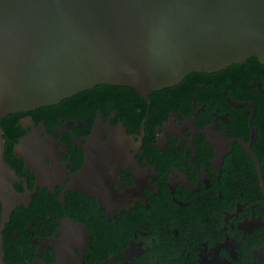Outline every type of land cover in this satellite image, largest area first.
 Listing matches in <instances>:
<instances>
[{
	"label": "flooded vegetation",
	"instance_id": "af4514ba",
	"mask_svg": "<svg viewBox=\"0 0 264 264\" xmlns=\"http://www.w3.org/2000/svg\"><path fill=\"white\" fill-rule=\"evenodd\" d=\"M157 90L97 106L94 138L82 116H18L0 264H264V62ZM89 154L90 193L71 188Z\"/></svg>",
	"mask_w": 264,
	"mask_h": 264
},
{
	"label": "water",
	"instance_id": "95a60500",
	"mask_svg": "<svg viewBox=\"0 0 264 264\" xmlns=\"http://www.w3.org/2000/svg\"><path fill=\"white\" fill-rule=\"evenodd\" d=\"M249 57L264 62V0H0V119L98 84L146 97ZM101 127L111 126L95 118L92 138ZM28 143L21 137L15 152ZM3 150L0 126V230L18 178ZM94 165L89 154L72 189L90 193Z\"/></svg>",
	"mask_w": 264,
	"mask_h": 264
},
{
	"label": "trees",
	"instance_id": "16d2710c",
	"mask_svg": "<svg viewBox=\"0 0 264 264\" xmlns=\"http://www.w3.org/2000/svg\"><path fill=\"white\" fill-rule=\"evenodd\" d=\"M258 62L256 57H249L244 61L238 63H232L226 67L221 68L220 70L214 71L222 72L225 69L230 68L236 64H243L249 63V66H254ZM208 72H190L186 77L189 76H202ZM184 79V78H183ZM167 88H165L166 90ZM155 94L162 91V90H154ZM153 91V92H154ZM124 95H129L132 97H141L139 93H137L132 87L130 86H123V85H111V84H98L93 86L92 88L85 89L80 91L72 96L66 97L60 100L57 103L46 105V106H39L35 110H29L26 112L36 111V110H45L50 109L55 115H78L82 116L83 118H87L88 125H91L92 116L96 110V107H101L104 110V106L107 104L108 101L114 98H121ZM90 112V115H89ZM25 113L24 111L21 112H14L9 113L4 118L0 119V126L2 128V136L6 137L12 133V129L17 126L18 116ZM7 138V137H6ZM7 144V141H5ZM7 150V147L5 145ZM4 160L8 162V158L5 155Z\"/></svg>",
	"mask_w": 264,
	"mask_h": 264
}]
</instances>
